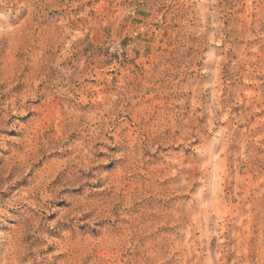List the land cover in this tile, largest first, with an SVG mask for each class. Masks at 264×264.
Masks as SVG:
<instances>
[{"label": "rangeland", "instance_id": "rangeland-1", "mask_svg": "<svg viewBox=\"0 0 264 264\" xmlns=\"http://www.w3.org/2000/svg\"><path fill=\"white\" fill-rule=\"evenodd\" d=\"M0 264H264V0H0Z\"/></svg>", "mask_w": 264, "mask_h": 264}]
</instances>
